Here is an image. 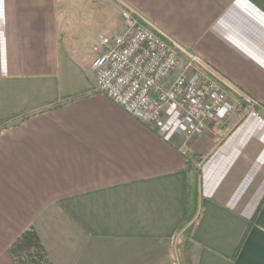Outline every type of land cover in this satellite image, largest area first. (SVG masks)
<instances>
[{
  "label": "crops",
  "instance_id": "obj_1",
  "mask_svg": "<svg viewBox=\"0 0 264 264\" xmlns=\"http://www.w3.org/2000/svg\"><path fill=\"white\" fill-rule=\"evenodd\" d=\"M121 3L185 51L177 73L196 58L264 110V0H0V264L30 230L50 264H264V124L234 112L186 141L173 108L154 126L98 93Z\"/></svg>",
  "mask_w": 264,
  "mask_h": 264
},
{
  "label": "built area",
  "instance_id": "obj_2",
  "mask_svg": "<svg viewBox=\"0 0 264 264\" xmlns=\"http://www.w3.org/2000/svg\"><path fill=\"white\" fill-rule=\"evenodd\" d=\"M122 31L96 38L92 62L96 91L127 114L157 126L164 110L178 119L173 134L189 141L208 123L246 111L249 120L264 124L261 105L229 86L206 65L190 58L180 66V50L145 25L133 12H120Z\"/></svg>",
  "mask_w": 264,
  "mask_h": 264
},
{
  "label": "trees",
  "instance_id": "obj_3",
  "mask_svg": "<svg viewBox=\"0 0 264 264\" xmlns=\"http://www.w3.org/2000/svg\"><path fill=\"white\" fill-rule=\"evenodd\" d=\"M192 185V184H191ZM195 186H189L187 212L185 219L180 227V241L183 244L188 243L189 233L192 222L198 215L197 192ZM10 255L15 264H50L43 247L41 246L36 234L30 230L24 233L12 246ZM185 260V262H184ZM180 264H192L190 252H186Z\"/></svg>",
  "mask_w": 264,
  "mask_h": 264
},
{
  "label": "water",
  "instance_id": "obj_4",
  "mask_svg": "<svg viewBox=\"0 0 264 264\" xmlns=\"http://www.w3.org/2000/svg\"><path fill=\"white\" fill-rule=\"evenodd\" d=\"M126 9L130 10L131 12H133L131 9L127 8V6H125L123 3H121ZM134 13V12H133ZM141 21H143V19L138 16L136 13H134ZM150 29H152L154 32H156L158 35H160L161 37H163L165 40H167L169 43H171L172 45L176 46L181 52H185L179 45H177L174 41H172L171 39H169L167 36H165L162 32H160L159 30H157L155 27H153L151 24H148L147 22L143 21Z\"/></svg>",
  "mask_w": 264,
  "mask_h": 264
},
{
  "label": "rangeland",
  "instance_id": "obj_5",
  "mask_svg": "<svg viewBox=\"0 0 264 264\" xmlns=\"http://www.w3.org/2000/svg\"><path fill=\"white\" fill-rule=\"evenodd\" d=\"M224 81V80H223ZM225 82V81H224ZM226 83V82H225ZM251 99V98H250ZM253 100V99H252ZM261 108H262V106H261ZM263 110V109H262ZM264 111V110H263ZM239 113V112H238ZM242 113V112H241ZM243 113H245V112H243ZM260 114L261 115H263V117H264V113H262V111L260 112ZM197 170H198V168H197ZM195 173H196V176H195V179L192 181V185L191 186H195V183H196V192H197V205H198V202H199V174H197L198 173V171H194ZM197 213H199V206H198V209H197ZM184 262H185V260H184Z\"/></svg>",
  "mask_w": 264,
  "mask_h": 264
}]
</instances>
